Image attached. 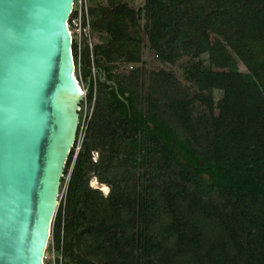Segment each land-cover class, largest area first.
Instances as JSON below:
<instances>
[{"label": "trees", "instance_id": "1", "mask_svg": "<svg viewBox=\"0 0 264 264\" xmlns=\"http://www.w3.org/2000/svg\"><path fill=\"white\" fill-rule=\"evenodd\" d=\"M92 17L104 34L95 48L97 104L65 167L55 252L82 264H264V0H146L139 9L109 0ZM142 30L168 61L183 48L197 56L213 50L208 78L224 90L218 106L240 137L216 124L211 149L200 150L141 107V70L114 69L141 60ZM238 60L247 71L234 67ZM84 73L92 100L93 70ZM177 106L192 130L186 103ZM92 173L111 186L107 196L90 186Z\"/></svg>", "mask_w": 264, "mask_h": 264}, {"label": "water", "instance_id": "2", "mask_svg": "<svg viewBox=\"0 0 264 264\" xmlns=\"http://www.w3.org/2000/svg\"><path fill=\"white\" fill-rule=\"evenodd\" d=\"M74 1L0 0V264H45L84 98Z\"/></svg>", "mask_w": 264, "mask_h": 264}, {"label": "rangeland", "instance_id": "3", "mask_svg": "<svg viewBox=\"0 0 264 264\" xmlns=\"http://www.w3.org/2000/svg\"><path fill=\"white\" fill-rule=\"evenodd\" d=\"M83 6L87 11L91 40L93 42V58L91 57V50L89 47L84 51L83 65L81 68H78L76 62L75 74L80 82V85L83 88V85L87 87L88 82L85 79V70L88 68H95L96 73L94 76V92L93 98L91 100L92 104V117L97 104V94H98V84L97 79L99 72L97 70V54H96V45L104 40V34L102 31H98L93 28L92 23V9L95 7H106L109 5V0H82ZM127 4L135 9L141 8L146 0H123ZM145 20H141L140 24L143 26ZM143 38V47L142 55L143 57L138 62L125 63L121 62L116 63L114 70L115 72H124L127 76H130L131 72H126L128 66L134 65V70H141L140 74L144 77L145 81L143 86L139 89V99L141 101L140 105L144 108H149V110L157 115L158 117L164 118L169 122L175 130L181 134L183 137H189L194 141V144L200 150H210L211 149V138L215 134L214 126H226L230 129V133L234 137L241 136V129L238 127H233L228 124L227 119L223 115V110L218 105L224 96V90L220 88H214L211 86V83L208 78V68L213 64V50L211 52L205 53L203 55H194L192 51H189L187 48L179 49L175 52L173 61H168L162 58L159 55H156L151 49L150 44L148 43L147 36L142 30ZM88 39V38H87ZM201 64L203 70L197 75L194 71H199L195 64ZM119 64V65H118ZM132 65V66H133ZM234 67L239 71H247L246 66L241 61H236ZM150 96V105L148 104V98ZM185 102L188 110L191 114V121L193 124L192 130L186 128L183 124L181 116L178 114L179 109H176L178 102ZM88 132V131H87ZM87 134L83 142H80L81 148L83 147L84 142L86 141ZM76 146L74 150L76 153ZM81 150V149H80ZM100 151L94 150L92 157H97V160L100 158ZM95 161V160H94ZM72 169V166H71ZM71 170L68 174L65 175L64 180L62 181L60 195H59V206L61 203L66 201V196L68 192V185L70 181ZM98 182V185H93V180ZM97 176L92 173L90 179V186L94 189H98L107 196L110 193L111 186L100 182ZM103 185L108 187V190H105ZM95 186V187H94ZM59 209V207H58ZM58 212V210H57ZM57 215V213H56ZM56 215L52 224V232L48 242V247L45 253V264H66L69 259V254L63 255L60 251L59 254L56 252L55 262L51 259L52 248H54V239H53V226L55 223ZM73 256V255H72ZM74 258V257H73ZM75 259V258H74ZM77 261V260H76ZM81 263V262H80ZM82 264V263H81Z\"/></svg>", "mask_w": 264, "mask_h": 264}, {"label": "built area", "instance_id": "4", "mask_svg": "<svg viewBox=\"0 0 264 264\" xmlns=\"http://www.w3.org/2000/svg\"><path fill=\"white\" fill-rule=\"evenodd\" d=\"M69 28L72 34L73 45L75 43V54L73 50V54L75 58V65L77 62L78 68L80 69L81 66L83 65V60H84L83 55L87 47L90 48L91 57L93 58V42L91 40V36L89 35V33L91 34L90 25H89L87 11L85 10L83 6L82 0L74 1L73 10L69 18ZM92 70L94 73H96L94 67L92 68ZM83 93H84V98L81 102V106L79 110L80 120H79L77 139L75 142V144L77 143V146H76V153L74 155V159L77 157L81 149V145H79V143L84 141V138L87 134L89 123L92 117V104H91V100L88 97L89 84L87 85V87L83 85ZM94 160L97 161V157L94 158ZM50 257L52 261L55 262L56 252L54 248H52V253Z\"/></svg>", "mask_w": 264, "mask_h": 264}, {"label": "bare ground", "instance_id": "5", "mask_svg": "<svg viewBox=\"0 0 264 264\" xmlns=\"http://www.w3.org/2000/svg\"><path fill=\"white\" fill-rule=\"evenodd\" d=\"M80 84V83H79ZM80 89L83 91V88L81 87V85H80ZM99 181V180H98ZM93 185H98V182L94 179L93 180ZM104 187V189L105 190H108V187L106 186V185H103ZM95 187V186H94ZM71 264H76L75 262H72Z\"/></svg>", "mask_w": 264, "mask_h": 264}]
</instances>
